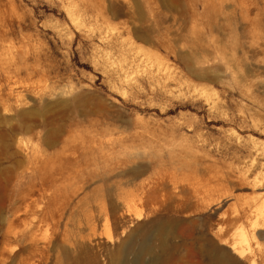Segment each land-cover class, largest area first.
Instances as JSON below:
<instances>
[{
  "label": "rangeland",
  "instance_id": "obj_1",
  "mask_svg": "<svg viewBox=\"0 0 264 264\" xmlns=\"http://www.w3.org/2000/svg\"><path fill=\"white\" fill-rule=\"evenodd\" d=\"M156 7L0 0V264H264V5Z\"/></svg>",
  "mask_w": 264,
  "mask_h": 264
},
{
  "label": "crops",
  "instance_id": "obj_2",
  "mask_svg": "<svg viewBox=\"0 0 264 264\" xmlns=\"http://www.w3.org/2000/svg\"><path fill=\"white\" fill-rule=\"evenodd\" d=\"M238 3L264 5V0H234ZM159 11V17L170 19L166 25L182 27L181 34H190L194 29L198 35H217L223 22L222 7L230 3V0H151ZM236 18L264 19V11L248 12L239 10Z\"/></svg>",
  "mask_w": 264,
  "mask_h": 264
},
{
  "label": "bare ground",
  "instance_id": "obj_3",
  "mask_svg": "<svg viewBox=\"0 0 264 264\" xmlns=\"http://www.w3.org/2000/svg\"><path fill=\"white\" fill-rule=\"evenodd\" d=\"M167 224H168V221H164V220H158V221L155 220L154 222H151L150 224H144V223L139 224L138 227L135 229V231L129 234V240L126 242V245H125V252H128V253L134 252L135 264H142L141 263V260H143L142 256L144 254L150 255L154 251L153 249L154 247L152 243L154 238H157L160 241L161 246H164V243L166 244L165 242L166 240L164 241L163 238L166 237L165 234H166V230L168 226ZM134 244L137 245L138 247L137 250L134 249Z\"/></svg>",
  "mask_w": 264,
  "mask_h": 264
}]
</instances>
